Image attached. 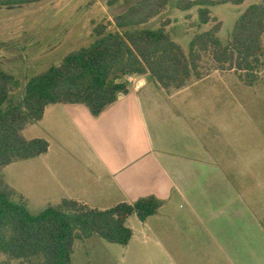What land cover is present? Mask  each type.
I'll use <instances>...</instances> for the list:
<instances>
[{
	"label": "crops",
	"instance_id": "obj_1",
	"mask_svg": "<svg viewBox=\"0 0 264 264\" xmlns=\"http://www.w3.org/2000/svg\"><path fill=\"white\" fill-rule=\"evenodd\" d=\"M227 72L233 71L212 70L171 91L139 75L141 87L128 88L98 116L82 104L48 105L43 118L22 132L45 139L47 152L6 166L4 178L35 207L72 199L103 210L154 196L162 203L154 215L126 220L133 235L125 246L149 240V255H161V264H235L250 249L249 236L233 233L231 185L201 183L200 91H193L213 73Z\"/></svg>",
	"mask_w": 264,
	"mask_h": 264
},
{
	"label": "trees",
	"instance_id": "obj_2",
	"mask_svg": "<svg viewBox=\"0 0 264 264\" xmlns=\"http://www.w3.org/2000/svg\"><path fill=\"white\" fill-rule=\"evenodd\" d=\"M42 1L0 0V7ZM116 1L107 0V5ZM246 1L254 0H173L178 10L196 8L199 24L214 21L209 30L193 36L186 54L166 31V22L156 29L141 28L161 15L169 0H135L108 25H95L93 40L87 46L67 53L59 64L28 78L16 101L11 96L21 82L0 64V254L19 260L35 258L36 264H71L77 239L95 235L109 243H129L133 233L126 220L135 215L145 221L154 215L162 204L156 197L144 196L103 210L62 199L33 214L23 196L6 182L3 168L47 152L45 139H27L22 133L43 118L46 106L82 104L98 116L120 93L128 92L123 81L127 74H148L167 91L179 90L208 74L201 71L203 59L208 58L212 70L233 71L245 85H253L261 65L264 0L239 14L226 43L217 36L221 22L211 17L209 9Z\"/></svg>",
	"mask_w": 264,
	"mask_h": 264
},
{
	"label": "rangeland",
	"instance_id": "obj_3",
	"mask_svg": "<svg viewBox=\"0 0 264 264\" xmlns=\"http://www.w3.org/2000/svg\"><path fill=\"white\" fill-rule=\"evenodd\" d=\"M134 1L118 0L108 6L107 0H45L31 5L0 7V64L21 82L11 100L16 101L21 96L28 78L52 64H59L67 53L87 46L93 40L95 25H108L114 15ZM259 1L209 7L211 17L221 22L217 36L222 43L229 39L239 14ZM162 22L167 23L166 31L186 54L193 36L214 24L213 20L199 24L196 8L178 10L173 0H169L161 15L141 28L156 29ZM261 40V65L253 85H243L234 72L213 73L193 90L200 91L195 96L201 104L196 109L201 119V124L196 125L202 145L201 183L211 179L219 188L225 183L231 185L228 198L234 202L233 233L249 236L250 249H244L242 260L236 259L235 264H264V33ZM201 65L203 73L213 69L208 58H204ZM227 86L231 87V95ZM208 118H212L211 122ZM205 152L208 155H204ZM181 205L187 208L184 203ZM43 208L28 206L33 214ZM153 246L146 239H136L130 246H123L93 235L75 240L71 264H149V261L161 264L158 258L161 255H149ZM252 248L256 249V256L252 255ZM37 261L0 254V264H36Z\"/></svg>",
	"mask_w": 264,
	"mask_h": 264
},
{
	"label": "built area",
	"instance_id": "obj_4",
	"mask_svg": "<svg viewBox=\"0 0 264 264\" xmlns=\"http://www.w3.org/2000/svg\"><path fill=\"white\" fill-rule=\"evenodd\" d=\"M139 75L137 74H127L123 77V81L126 83L128 88L132 90H138L141 87V81L139 80ZM120 93L119 95H121Z\"/></svg>",
	"mask_w": 264,
	"mask_h": 264
}]
</instances>
